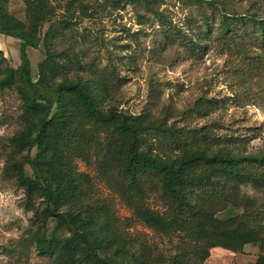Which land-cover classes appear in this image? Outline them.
Instances as JSON below:
<instances>
[{"label":"rangeland","instance_id":"1","mask_svg":"<svg viewBox=\"0 0 264 264\" xmlns=\"http://www.w3.org/2000/svg\"><path fill=\"white\" fill-rule=\"evenodd\" d=\"M209 1L236 13L264 17V0H48L54 12L42 33L50 25L55 31L52 47L63 65L56 79L106 77L113 95L107 107L139 115L169 130L210 131L222 137L216 147L230 143L231 137H243L247 151L264 154V70L259 71L260 76L248 81L245 78L249 63L257 62L256 55L264 57V49L247 45L248 37L245 43L232 47L214 40L205 54L195 57L179 41L166 37L168 23L188 29L190 17L199 18L201 12L218 23L220 10L208 5ZM24 9L23 0L10 1V12L27 21ZM19 45L18 38L0 32V76L4 67H18ZM28 56L36 75L45 57L43 45L28 47ZM208 105L212 108L207 109ZM26 121L18 87L0 89V264H56L52 257L39 254L32 242L38 227L32 207H41L40 198H35L34 206L29 204L16 177L4 172L9 158H23L11 138L21 133ZM98 133L100 138L91 141L86 156L75 161L77 172L86 175L82 186L88 190V205L109 210L117 217V228L134 253L146 249L161 264L175 257L197 264L200 256L194 253L195 235L178 227H151L134 208L148 207L167 221L187 214L179 215L176 204L158 183L146 184L142 192L129 188L106 153L109 135L101 128ZM144 134L148 139L144 148L152 153L179 154L180 149L168 143L170 133L169 137L151 131ZM105 161L109 167L101 166ZM237 196L239 206L230 203L216 216L239 215L257 226L253 216L261 210L264 226V187L244 182ZM53 226L50 220V230ZM209 251V257L200 264H249L264 254V238L262 246L248 243L238 252L220 246Z\"/></svg>","mask_w":264,"mask_h":264},{"label":"trees","instance_id":"2","mask_svg":"<svg viewBox=\"0 0 264 264\" xmlns=\"http://www.w3.org/2000/svg\"><path fill=\"white\" fill-rule=\"evenodd\" d=\"M10 1L0 0V32L20 40L21 60L17 68L4 67L0 89L18 87L27 121L21 133L11 138L23 158H9L4 172L16 177L29 204L40 198L41 207H32L38 223L32 242L39 254L52 257L56 264H161L146 249L134 253L111 211L88 205V190L82 186L86 175L77 172L75 161L86 156L93 139L100 138L99 128L109 135L106 153L129 188L142 192L146 184L158 183L176 204L179 215L187 214L167 221L148 207L134 208L151 227H178L195 235L198 241L194 253L200 256L197 264L209 257V248L220 246L238 252L248 243L263 245V211L254 212L257 226L239 215L219 218L216 214L230 203L241 204L237 196L241 183L264 187V154L247 151L243 137H231L230 143L216 147L222 137L210 131L169 130L139 115L107 107L113 95L106 77L64 76L57 80L63 65L52 47L55 31L50 25L42 33L54 12L52 5L48 0H23L27 17L23 21L10 12ZM207 4L220 10L218 23L201 12L199 18L190 17L188 29L168 23L166 37L171 42L179 41L195 57L205 54L214 40L232 47L245 43L248 37L247 45L264 49V17L219 8L215 1ZM40 44L45 57L34 75L28 47L38 48ZM256 58L257 62L249 63L247 81L264 70V57ZM147 131L170 133L168 143L180 149L179 154L158 155L144 148ZM101 166L109 167V163ZM50 220L54 222L51 230ZM168 264L187 263L175 257ZM249 264H264V254Z\"/></svg>","mask_w":264,"mask_h":264},{"label":"clouds","instance_id":"3","mask_svg":"<svg viewBox=\"0 0 264 264\" xmlns=\"http://www.w3.org/2000/svg\"><path fill=\"white\" fill-rule=\"evenodd\" d=\"M254 143H258V142H254Z\"/></svg>","mask_w":264,"mask_h":264},{"label":"crops","instance_id":"4","mask_svg":"<svg viewBox=\"0 0 264 264\" xmlns=\"http://www.w3.org/2000/svg\"><path fill=\"white\" fill-rule=\"evenodd\" d=\"M254 262V261H253Z\"/></svg>","mask_w":264,"mask_h":264}]
</instances>
